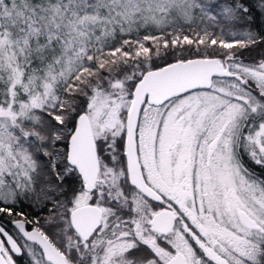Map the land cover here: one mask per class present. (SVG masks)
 <instances>
[{
	"label": "snow or ice",
	"instance_id": "1",
	"mask_svg": "<svg viewBox=\"0 0 264 264\" xmlns=\"http://www.w3.org/2000/svg\"><path fill=\"white\" fill-rule=\"evenodd\" d=\"M0 264H264V0H0Z\"/></svg>",
	"mask_w": 264,
	"mask_h": 264
}]
</instances>
